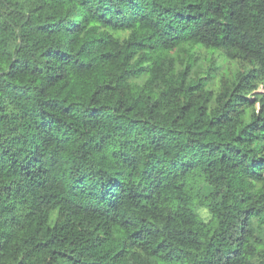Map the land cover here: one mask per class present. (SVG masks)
Instances as JSON below:
<instances>
[{
	"label": "trees",
	"instance_id": "1",
	"mask_svg": "<svg viewBox=\"0 0 264 264\" xmlns=\"http://www.w3.org/2000/svg\"><path fill=\"white\" fill-rule=\"evenodd\" d=\"M259 85L264 0H0V264H264Z\"/></svg>",
	"mask_w": 264,
	"mask_h": 264
},
{
	"label": "rangeland",
	"instance_id": "2",
	"mask_svg": "<svg viewBox=\"0 0 264 264\" xmlns=\"http://www.w3.org/2000/svg\"><path fill=\"white\" fill-rule=\"evenodd\" d=\"M7 40L9 49L12 51L14 49V46L17 44V39L15 37L14 31L10 28L7 30ZM197 64H200L202 66L203 71L209 70L211 75H216V77L212 79V84L215 83L218 75L227 65V63L223 60L222 56H220L218 52H211L207 50L201 51ZM256 92H264V87L262 85H259V88ZM257 108L260 109L259 105H257Z\"/></svg>",
	"mask_w": 264,
	"mask_h": 264
}]
</instances>
